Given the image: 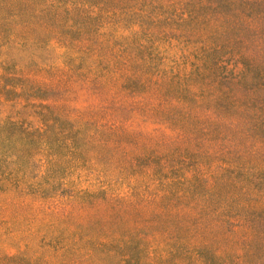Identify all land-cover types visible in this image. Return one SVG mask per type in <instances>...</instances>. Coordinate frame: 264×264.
I'll return each mask as SVG.
<instances>
[{
	"label": "rangeland",
	"instance_id": "obj_1",
	"mask_svg": "<svg viewBox=\"0 0 264 264\" xmlns=\"http://www.w3.org/2000/svg\"><path fill=\"white\" fill-rule=\"evenodd\" d=\"M0 264H264V0H0Z\"/></svg>",
	"mask_w": 264,
	"mask_h": 264
}]
</instances>
